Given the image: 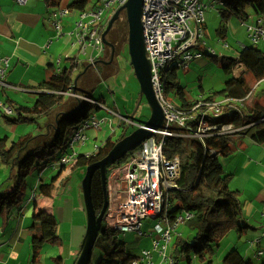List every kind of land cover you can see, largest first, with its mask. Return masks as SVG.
Returning a JSON list of instances; mask_svg holds the SVG:
<instances>
[{
  "label": "trees",
  "instance_id": "1",
  "mask_svg": "<svg viewBox=\"0 0 264 264\" xmlns=\"http://www.w3.org/2000/svg\"><path fill=\"white\" fill-rule=\"evenodd\" d=\"M44 1L51 8H58L66 3V0ZM220 1L223 2V5L220 6L219 12L225 22H228L234 16L245 20L251 14L264 13V0ZM91 3L94 7L99 3V0H69L67 5L71 10L81 11L87 10ZM220 33L223 36L225 28H222ZM110 34H115V32L112 30ZM109 40L114 44L117 42L115 36L110 37ZM107 49L109 48L107 47ZM204 51L209 52L206 49ZM126 52L128 54V46ZM223 68L226 73H234L235 69H239V75H234V77L228 79L222 90L213 91L204 100L245 98L244 106H237L235 102L229 100L224 104L223 111L219 116L207 114L206 119L220 126L234 124L237 127H248L229 134H220L216 133L219 132L218 130H213L211 131L213 134L204 138L198 136H168L164 145V151L168 157L178 154L181 159V173L177 181V188L169 191L171 203V205L169 204V215L175 219L178 215L191 213L192 218L189 221H193L195 227V233L191 239L186 240L179 237L176 243L175 258L182 264H196V261L199 264H214L213 256L221 240L239 225V191L231 188L232 176L225 172L219 157L228 156L234 152L235 148L232 145L231 136L237 133L250 134L256 142L264 143V104L259 100L264 95V89L255 94L258 90L256 83L264 78V50L255 45L245 46L239 51L238 58L225 56ZM177 70L178 68L169 66L163 69V94L167 99L165 92L174 89L182 101L179 104L176 103L175 106L189 111L196 102L185 98L184 87L181 85ZM42 87L44 90L39 93L33 107H15L12 105L13 113H5V117L13 123H39L41 114L49 117L56 109L67 102L68 108H70L68 115H70L69 113L72 114L71 116L67 114L65 116L67 122L65 131H63L65 122H61V119L58 120L60 125H56L54 128L56 130L60 127V129L52 134V139L51 135L49 138L47 135L28 133L8 144L6 136L0 138L1 162L9 169H17L15 175H10L7 180L0 181V215L2 216L9 215L14 208L21 205L26 178L30 174L34 163L39 162L40 172L47 168H54V162L59 160L63 153L69 152V140L63 136V132L68 131L70 133L76 126L89 119L91 115L100 109L99 106L87 99H77L78 101L74 102L73 99L63 94L71 91L98 100L91 92H81L79 90L78 82L76 83L74 79L73 66L60 71L54 70ZM164 88L166 91H164ZM3 102L5 103V101ZM135 106L136 102L132 109L129 112L127 111L126 115H124L125 113L121 115L130 119L129 115L134 111ZM196 112L195 119L188 121V125L192 128H196L199 123L201 114L198 111ZM119 127L122 130L116 138L109 135L100 144L99 151L94 155L95 159L91 155L79 153L75 162L84 165L86 169L88 164L106 156L119 140L137 128L133 124H128L125 119L121 120ZM173 129L180 130L175 127ZM188 132L190 131L188 130ZM42 136L48 138V140L40 145L38 142L44 139ZM213 152L216 154H213ZM127 155L108 169V177L115 166L125 161ZM70 179L71 176L66 175L62 178L61 183L67 184ZM53 188L54 182L41 180L35 192L37 191L42 196L41 200H45L51 197V189ZM92 199L96 212L99 214L104 205V190L100 171H97L93 177ZM39 200L36 196L30 227L32 256L27 264H40L45 244L59 239L60 221L58 217L52 208L43 207V205L38 206ZM45 229L50 235L48 239H44L43 236ZM120 234L122 233L108 227L104 222L95 245V247L100 248L103 255L96 263L91 261L90 264H130L134 258L127 253L124 241L120 240ZM222 264L253 263L246 260L237 249H232L224 257Z\"/></svg>",
  "mask_w": 264,
  "mask_h": 264
},
{
  "label": "crops",
  "instance_id": "2",
  "mask_svg": "<svg viewBox=\"0 0 264 264\" xmlns=\"http://www.w3.org/2000/svg\"><path fill=\"white\" fill-rule=\"evenodd\" d=\"M68 1L66 0V3L58 8H51L47 6L44 0H27L24 4L16 0H0V58H9L5 80L14 86L24 89L1 88L0 102L5 101V104L14 105L15 107H33L39 93H41V90H44L42 86L45 85L54 70L58 71L73 66L74 79L76 83L78 82V87L79 82H82V78L83 87H85L90 74L95 78L94 73L100 75L99 70L94 69L99 63L104 66L109 65V63L103 62H108L103 58L104 56L98 59L103 61H96L90 64L88 56L84 55L76 45L72 32L75 28V22L79 18V11L71 10L60 20L62 33H58V29L56 28L57 18L54 16V13L61 7H68ZM212 6L214 5L212 4ZM259 15L261 14H251L247 21L255 23ZM206 26L205 22V31ZM226 36L227 33L225 32L223 37ZM248 45H251V43L243 44V48ZM203 46L207 50L206 42ZM226 46H228L227 43ZM257 47L264 50L263 43H260ZM237 54L236 58H238L239 52ZM77 74L80 75L76 77ZM99 77L101 78V76ZM263 79L256 83L257 89H260V85L264 83ZM263 89L264 86L259 91ZM81 92L90 91L84 90ZM66 96L70 97L71 95L66 94ZM114 96L113 107L110 108L105 102H102L110 110L112 109L120 114L125 113L124 115H126L127 111L129 112L132 109V105H129L128 100H126L127 97L125 98V95L119 92L115 93ZM185 98L196 102L198 99L206 97L203 95L187 97L185 93ZM195 98L197 99L195 100ZM259 100L260 102L264 101V95ZM262 103L264 104V102ZM59 108L51 114V116H55V123H51V116L47 117L41 114L40 122L32 123L37 128L36 133L33 131L28 133L47 135L51 124L54 127L55 125H60V123H57L60 119L59 117H61L60 113H67L68 115V112L59 110ZM100 110L103 109H98V111ZM106 111L107 113L110 112ZM133 112L130 114L131 116L135 114ZM4 114L5 112L0 107V138L6 136L9 144L10 139L28 134L27 131L31 128L28 124L13 123ZM101 115L111 120L112 126L110 127L113 129L114 125L119 127L121 122L120 117L113 114L109 116L105 111ZM65 133L63 132V136H65ZM231 140L235 148L234 152L228 156L219 157H222L221 161L225 172L232 176L230 181L231 188L239 191L240 215L239 225L232 229L222 239V242L227 239L232 231H235L234 235L237 237L238 243H234L235 245L229 251L237 249L246 260H250L253 264H258L260 261H263L260 264H264V143L256 142L250 134L247 135L245 133L233 134ZM78 152L80 153V151ZM213 154L216 153L213 152ZM0 163H2L1 160ZM83 166L73 161L68 165H62L58 168H47L42 171L41 174L43 173L46 176V179L41 178L42 181L54 182L50 198L41 200L42 196L37 191L35 192L39 184L36 183L33 187L35 188V198L37 196L40 199L37 205L52 208L60 221L58 229L59 239L55 242H47L51 243L54 250V253L49 255L51 264H76L81 253V244L86 233L87 217L84 208L85 203H82V177L76 170L77 167ZM9 170L10 174L8 178L10 175L17 173V169ZM112 171L109 177H112L114 181L112 189L115 190V181L118 178H115L116 174H112ZM7 173L8 171L3 172L0 166V179L3 176H7ZM66 175H70L71 179L67 184H62L61 180ZM32 194L33 191L28 198H22L21 205L14 208L9 215H0V264H27L31 260L32 234L30 227L31 216L36 203L35 198L31 199ZM105 223L107 224L106 221ZM143 230L146 231L145 229ZM177 230L178 228L173 233L172 240L165 252L160 249L161 247L155 249L153 239L152 244L154 249L144 248L136 251L127 249V253L131 254V257L134 258L130 264L136 260L138 264H182L175 258L176 243L179 237L184 238ZM140 234L145 235L146 232L143 233L142 231ZM150 234L153 238V231H150ZM47 235L48 233L45 230L43 232L44 239H46ZM221 243L218 247L221 246ZM144 250L150 251L151 254L144 256ZM259 251L262 253L259 254ZM71 261L73 263H69Z\"/></svg>",
  "mask_w": 264,
  "mask_h": 264
},
{
  "label": "built area",
  "instance_id": "3",
  "mask_svg": "<svg viewBox=\"0 0 264 264\" xmlns=\"http://www.w3.org/2000/svg\"><path fill=\"white\" fill-rule=\"evenodd\" d=\"M16 1L24 4L27 0ZM127 1L99 0L96 6L79 11V18L75 22L72 35L81 52L88 56L90 63L105 55L107 45L102 39V34L116 10ZM211 4L223 5V2L220 0H144L143 5L142 23L145 45L150 55L154 89L164 108L165 121L162 128L155 129L151 137L144 140L137 149L130 151L124 162L114 167L112 174H118L119 178L115 181V190L110 188L111 195L106 211V222L108 227L122 233H142L147 219H159V223L155 225L153 230V243L155 249L161 247L163 252L166 251L178 226L192 218L191 213L178 215L175 219L169 215V191L177 188V181L181 173V159L178 154L172 157L165 154L164 145L167 137L177 135L204 138L213 134L211 132L213 130L219 131L216 133L229 134L248 127H237L234 124L220 126L206 119L207 114L219 116L223 111L224 104L229 100L235 102L237 106H244L245 98H223L214 101H206L204 98H200L191 106L189 111H186L177 108L163 94L162 73L165 67L186 68L194 60L203 57L205 50L203 46L205 45V12ZM70 11L69 7H61L54 13L57 18L56 28L59 34L62 33L60 20ZM243 23L248 28L251 45L264 44V13L258 16L255 23L248 21ZM207 50L215 54L212 48L207 47ZM8 66L9 58L1 57L0 89L9 87L15 90H24L6 82L5 76ZM234 75H239V69L234 70ZM63 94L76 95L79 98L84 97L99 108L117 115L121 120L124 118L119 112L110 110L101 100L91 99L71 91ZM0 107L6 114L13 113V108L2 101ZM196 111L201 115L197 127L192 128L188 125V121L195 119ZM124 119L128 124H133L136 127L141 126L139 122L137 123L132 119ZM106 124L112 126L108 117L94 113L89 119L76 126L71 131L69 138V152L54 162V168L75 161L79 154L76 145H85L88 140L86 133L88 128L101 129ZM173 127L180 130H174ZM99 149L100 144L95 143L93 153L84 154L94 156ZM261 253L259 251V254ZM150 254V251H143L144 256ZM132 264H138L137 260L133 261Z\"/></svg>",
  "mask_w": 264,
  "mask_h": 264
},
{
  "label": "rangeland",
  "instance_id": "4",
  "mask_svg": "<svg viewBox=\"0 0 264 264\" xmlns=\"http://www.w3.org/2000/svg\"><path fill=\"white\" fill-rule=\"evenodd\" d=\"M92 6L93 5L91 3L88 8H91ZM220 6L222 5L218 4L212 6L211 4V6L206 10L205 13L207 26H206L204 41L206 42L207 47H210L214 50L215 54L212 56L210 52L204 51V55L202 59L193 61L189 65V67L186 68L179 67L177 70L179 73V78H180L179 80L181 82V85L185 89V93L187 97H197L199 95H203L207 97V95L209 96L213 91L222 90L226 84V81L234 77L233 72L226 73L224 71L223 68L224 56H230L234 58L237 57L238 55L237 52H239L243 48V44L250 42L248 28L246 24L243 23L244 21H247V19L241 20L240 18L234 16L231 18L229 22H225L223 21L221 14L219 12V8H221ZM222 28H225L226 30L225 31L227 33L226 37H223L222 34L220 33ZM112 30L115 32V34H110ZM112 30L108 33L107 38L110 39V37L115 36V39L117 41L115 44L116 49H115L114 59L112 60L111 63H109V65L104 66L103 64L99 63L97 67L94 69L99 70L100 75H98V73H94L96 76L95 78L90 74L88 76L89 80L86 83L85 87H83V78H82V82L81 81L79 82V90L90 91L95 98L105 102L106 105L110 108L113 107L112 105L114 104L115 93L119 92L121 94H124L125 98L127 97L126 100H128L129 105H132V107L134 106V103L137 102L133 112L135 113L133 115V121L145 122L149 119L151 115V108L145 97L140 99V92H141L140 84L137 77L134 74L133 68L130 65L129 52L128 54L126 52V47L128 46V39H129V25L127 22L125 10L123 11V14L121 15L120 19H118L115 22ZM226 43L228 44V46H226ZM108 48L109 49L106 50V53L103 57L106 61H110L112 56V50L110 47ZM78 75L79 74H77L76 77ZM99 76H101V78ZM110 77H112V79H110ZM263 86L264 83L260 85V89L263 88ZM260 89H258L255 94H257ZM164 91H166L165 88ZM165 94L167 96V100L170 101L171 103L179 104L182 102L180 96L176 93L174 89L171 91H166ZM68 98L73 99L74 102H77L78 101L77 99H84V97L77 98L75 96H70ZM67 103H65L62 107H60L59 110L62 111L64 110L66 112H69L70 108H68ZM103 111H105V113L108 114L109 116H112L113 114L112 112L107 113L105 109L97 111V114L101 115ZM60 116H61L60 117L61 122L66 121L65 118L66 113H60ZM129 116L131 117V115ZM54 118H55L54 115H52L50 118L52 124L55 123ZM52 124L50 125L49 134H47V137L49 138L51 135V139H52V134H55L56 131L58 130V129L55 130ZM66 124L67 122H65L63 125V131H65ZM28 125L31 128L27 131V133L30 131L36 133L37 131L36 126H34L32 123ZM114 129L111 128L110 125H104L102 126L101 129H97L94 127L88 128L86 130L88 140L85 142L84 146L77 144L76 145L77 150L80 151V153H93L95 148V143L101 144L103 140H105V138L110 134L113 135L115 138L119 135L121 128L116 127L114 125ZM71 133H72L71 131L70 133L67 131L65 133V138L69 140ZM42 138L44 137L42 136ZM17 139L18 138L10 139L9 144H11L12 141H15ZM46 140H48V138H44L38 143H40V145H43V143ZM33 144L38 145L36 143ZM220 159H222V157H220ZM0 166L3 172L8 171L7 176H3V178L0 179V181H5L7 180L10 174V170L9 167L4 165L3 163H0ZM231 168L233 167L231 166ZM76 171H78L81 174V177L84 178L86 174V169L84 166L80 168L77 167ZM45 177L46 176H44V174L43 173L41 174L40 172L39 162L34 163V165L31 168L30 174L26 178V186L22 191V198L23 199L28 198L30 193H32V191L33 194L31 196V199L35 198L34 196L35 188L33 187L35 186L36 183L39 184L41 182V178L46 179ZM107 181H108L107 182L108 196H110L111 195L110 188H112V184L114 183V181L112 177H108ZM82 203L84 204L83 193H82ZM84 208H85V204H84ZM85 213H87L86 209H85ZM158 223H159V219L149 218V220L147 219V221H145V225L143 228L146 230V231L143 230V233L146 232L145 235L137 232H128L125 234H120V240L124 241L126 248L129 249L130 251H136L144 248L154 249L152 244L153 238L151 237L150 231L152 232L154 230L155 225ZM177 231L181 233L186 240L191 239V237L195 233L194 222L186 221L181 223L178 226ZM234 232L235 231H232V233H230V235L227 237L225 241L222 242L221 240L222 242V243L220 242L221 246L216 248L213 256L214 264H222L224 257L229 253V249L233 245H235L234 243L236 244L238 243L237 237L234 235L235 234ZM48 238H50L49 234L47 235L46 239ZM53 253L54 250L51 243H46L40 264H51L49 260V255H52ZM102 255L103 252L100 250V248L95 247L93 251L92 262L96 263L102 257ZM262 262L260 261L258 262V264ZM69 263H73V261ZM196 264H199V262L196 261Z\"/></svg>",
  "mask_w": 264,
  "mask_h": 264
},
{
  "label": "water",
  "instance_id": "5",
  "mask_svg": "<svg viewBox=\"0 0 264 264\" xmlns=\"http://www.w3.org/2000/svg\"><path fill=\"white\" fill-rule=\"evenodd\" d=\"M143 5L144 0H128L125 2L110 18L107 27L102 34V39L104 40V43L112 50V56L109 61L111 62L114 59L116 47L115 44L107 38V35L113 28L115 22L120 19L123 11L125 10L129 25L128 52L130 55V65L133 68L134 74L140 84V98H146L151 108V115L147 121L140 122L141 126H138L130 134L119 140L106 156L87 165L86 174L82 179V191L85 209L87 212V226L86 233L81 244V253L78 260L76 261V264L91 263L97 239L99 237L102 225L106 221V211L109 205L107 186L108 169L124 158L130 151L136 149L144 140L151 137L155 129L162 128L165 121L164 108L158 100L154 89L150 55L146 50L145 45L144 28L142 23ZM103 62L108 63L105 61ZM132 117L133 116L130 118ZM97 171H100L101 173L104 190V205L99 214L96 212L92 199V181ZM115 178H119V175H116Z\"/></svg>",
  "mask_w": 264,
  "mask_h": 264
},
{
  "label": "flooded vegetation",
  "instance_id": "6",
  "mask_svg": "<svg viewBox=\"0 0 264 264\" xmlns=\"http://www.w3.org/2000/svg\"><path fill=\"white\" fill-rule=\"evenodd\" d=\"M111 62H112V61H111ZM111 62L108 61V63H111ZM115 167H116V166H115Z\"/></svg>",
  "mask_w": 264,
  "mask_h": 264
}]
</instances>
